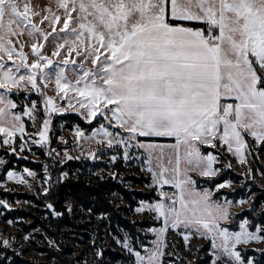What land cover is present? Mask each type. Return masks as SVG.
<instances>
[{"label":"snow or ice","instance_id":"snow-or-ice-1","mask_svg":"<svg viewBox=\"0 0 264 264\" xmlns=\"http://www.w3.org/2000/svg\"><path fill=\"white\" fill-rule=\"evenodd\" d=\"M55 4L56 11L50 6L41 12L31 0H0V146L16 155L26 148L31 151L22 116L36 127L37 102L31 100L22 113L16 112L13 90L17 96L34 91L43 97L46 118L32 133L39 138L31 139V144L50 142L52 113L76 112L88 123L99 117L91 136L75 129L77 146L81 139L108 148L122 146L126 162L130 149H143L151 175L147 187L159 197L141 200L135 208V213L160 224L145 230L154 237L151 246L139 237L134 243L128 234L116 238L131 258L127 264H164V257L173 255L166 252L170 229L183 238L185 247L192 236L210 240V264H253L238 246L264 243V203L258 211L251 197L234 202L221 194L213 199V191L198 187L201 182L195 177L213 181L216 192L230 188L231 179L214 178L232 164L215 167L220 156L213 150L225 148L244 165L251 152L245 137L257 146L264 143V0H55ZM45 21L51 32L64 33L53 40L52 56L59 57L61 49L67 52L56 65L43 51L51 35L41 27ZM73 53L81 63L72 69L75 79L70 80L66 69L77 64L70 59ZM84 61L92 67L85 68ZM52 83L55 96L44 90ZM57 99H66L67 107L58 105ZM17 137L23 141L19 151ZM140 138H174L175 143ZM60 140L67 144L63 137ZM87 154L97 158L95 151ZM64 157L73 159L66 150ZM23 173L36 178L27 167ZM23 173L8 170L7 179L31 187ZM50 180L49 175L43 183ZM165 185L174 191H166ZM43 191L49 195L51 185ZM245 204L251 219L232 212ZM0 205L10 207L2 199ZM46 207L53 216L62 215L53 203ZM67 210L72 212V206ZM14 242L0 237L4 248Z\"/></svg>","mask_w":264,"mask_h":264},{"label":"rangeland","instance_id":"rangeland-1","mask_svg":"<svg viewBox=\"0 0 264 264\" xmlns=\"http://www.w3.org/2000/svg\"><path fill=\"white\" fill-rule=\"evenodd\" d=\"M34 8L37 11L43 12L44 9L52 7L53 11H56L55 0H31ZM39 19V18H37ZM46 31L51 32V28L48 25V22L45 21L41 25ZM60 25H57L59 29ZM63 36L64 33L51 32L49 36V41L45 42V48L43 49L44 53L53 59L54 65L59 64L63 56L67 55L66 49H61V55L59 57L52 56V52L55 50V43H53L54 38L57 36ZM27 37H23L22 40H26ZM25 51L29 53L30 60L31 52L30 48H25ZM7 58H5L6 60ZM70 59L76 60L77 64H69L66 69V75L70 80L75 79V74L72 71L73 68L77 67L81 63V58L77 57L75 53L72 54ZM103 59V57H101ZM9 65L10 61L7 62ZM85 68H91L92 65L87 61H84ZM54 79V77H53ZM41 87L43 85L41 84ZM47 95L55 96L54 83L49 84L46 89H44ZM2 91V90H0ZM27 96L28 100H25L24 97ZM71 97L72 94L70 93ZM11 98H17L18 107L14 111L22 113L24 106H30V101L35 100L37 102V109L35 115L37 116L36 127H33V122L27 116H22V119L25 123L26 128V137L25 139L29 140V147L31 151L27 148L24 152L16 155L12 153L7 146H0V160H3L4 163L0 164V199L5 200L10 207L5 208L3 205H0V237L3 238H14V243L10 248H4L0 244V264H53L54 258L51 257L48 250H51L56 246L51 235L44 229L47 228L51 230V224L48 222L49 213L46 212L47 207H42L37 202L44 195L43 189L49 187V184L43 183V180L50 175L51 171L48 167V161L50 157L56 159L59 163V167L70 162H79V163H103L106 167V174H110L113 179L117 180L119 183L124 185L130 191H139L144 192V195L150 194L151 189L147 185L143 184V187H140L137 184H134L132 181L125 180L126 177L135 175L136 177L149 178V185L151 184V175L146 170V165H144V160L146 159L147 154L143 149H130V159L126 162L123 159V147L114 146L113 148H108L106 146L97 145L95 141H87L81 139L79 146L75 139V129L79 126L75 124L67 123L68 116L76 117L84 127H79L85 133V136H91L93 129L98 128L99 124L97 120H93L91 123L85 121L78 113L67 111L64 113H52L51 114V126L49 132V143L46 145H35L31 144V139H38L39 137H33L32 133L39 131L42 121L45 117L44 114V104L43 97H41L36 92H23L17 96L15 90L11 94ZM57 104L67 107V100L57 99ZM107 126V122H105ZM69 125V126H68ZM113 131H118V129H110ZM60 137H63L67 144H64ZM251 152L247 155V162L244 165H241L237 162L236 158L228 153L225 148H218L213 150L214 153H218L220 156V164L215 165V167H221L225 162H231L232 168H225L216 178L215 182H222L223 180L231 179L233 181L230 188L221 189L219 192L215 191V184L213 181H209L207 178L196 176L195 178L201 183L198 184V187H207L213 191V199L224 194L229 199H232L234 202L240 198L248 199L251 197L250 203H253V198L255 195L262 194L264 192V143L256 145L255 141L250 137H245ZM2 139V137H0ZM99 139V137H97ZM145 140L146 138H140ZM152 139H146V142L151 141ZM175 139L171 138L170 141L164 143H174ZM23 141L19 140L17 137L16 147L19 151V145ZM159 143V142H158ZM163 143V142H160ZM52 149H55V152H51ZM73 157L72 160H68L64 157V151ZM83 150V155L81 151ZM95 151L97 158L92 159L88 156V151ZM207 151L208 149H204ZM111 151V152H109ZM51 152V155H49ZM59 153V155H57ZM116 155L117 160L113 162L111 156ZM76 157H79L77 159ZM139 157V159H136ZM62 161V162H61ZM23 164H20L22 163ZM28 163V164H27ZM53 164V163H52ZM45 165H47V171H45ZM116 165H119V171L116 168ZM27 167L30 170L36 173V178L28 177L26 173H23V169ZM142 167L144 170L142 171ZM137 169V170H135ZM249 169L251 171L249 172ZM12 170L19 173H23L26 179L29 180V183L32 185L29 187L25 184H18L15 181H10L7 179V171ZM63 173H67V176H62V178L69 177L68 170H65ZM75 175V174H74ZM195 175V174H194ZM102 178L103 175H100ZM51 181V180H50ZM243 181V186L241 182ZM52 182V181H51ZM166 191H174L170 186L165 185ZM115 196V194H113ZM154 199H158L157 192L153 190ZM143 200L142 198H135L134 204L127 203L125 204L122 198H119L114 205V209H118L126 205V211L119 210L124 218L130 221L132 224H135L137 228L138 235L144 244L151 246L150 242L154 238L150 232L145 230L148 227L155 226L159 227L160 224L147 216H142L135 213V208L139 206V202ZM146 200V201H152ZM264 203V200H259L258 204H255L257 210L259 211L260 204ZM71 205L69 202L66 204ZM72 206V205H71ZM49 211V210H48ZM68 211V210H67ZM233 214L239 215L241 218L247 216L249 219L252 217L251 210L249 205L245 204L243 208L232 209ZM51 213V212H50ZM69 216L76 217L78 216L77 212H69ZM52 218H56L51 214ZM76 225H79L77 228H66L67 230L63 232V237L65 241L72 244L68 248L72 250L71 255L69 256L73 264H127L131 259L125 250L121 247V244L117 243L116 238H123L125 235L121 233V236H117L109 232L105 234L104 232L99 236L101 239L98 240L99 245L97 248L102 253L104 249H107L109 246L116 248V251L119 252L124 259L118 260L119 262H114L109 260L107 257H104V254L97 256L95 260L92 258V255H89L85 259L80 252L81 247L79 241L83 239L80 236L81 232L85 231L86 226L82 227L84 220L78 216L74 219ZM11 222V223H10ZM94 227V225H92ZM91 226V227H92ZM90 227V228H91ZM232 229V225H229ZM94 229V228H93ZM104 229V228H103ZM238 230V226L233 229ZM96 229H94L95 233ZM121 231V230H120ZM28 237V239H25ZM167 240L169 247L166 249V252L173 253V255H166L164 257V264H210L211 260V242L210 240H205L192 236L189 240L187 247L184 245L183 238L176 234V232L171 229L167 233ZM52 241L53 243H49ZM113 243V245L111 244ZM135 243V240H134ZM92 245V242L90 243ZM172 245H175L173 247ZM101 248V249H100ZM138 250L143 251L142 248L137 245ZM238 250L242 252V255L246 260H252L253 264H264V243H255L252 242L249 245H240ZM94 252V250H92ZM97 253V252H95Z\"/></svg>","mask_w":264,"mask_h":264},{"label":"trees","instance_id":"trees-1","mask_svg":"<svg viewBox=\"0 0 264 264\" xmlns=\"http://www.w3.org/2000/svg\"><path fill=\"white\" fill-rule=\"evenodd\" d=\"M14 100L18 102L17 98H14ZM67 119H70L67 120L68 124L70 122V124L84 127L74 116H68ZM155 141L167 142L168 140L163 141L161 139ZM20 164H23V162ZM48 167L52 175V182L50 181L51 192L47 196L44 194L37 202L42 207H46L47 203L51 202L58 211L62 212L60 217L52 218L50 213L51 210L46 209V212L49 213L48 222L51 224V230L47 228L44 229L51 235L56 244L55 247L48 250L51 257L54 258L53 264H73L69 258L72 250L68 248L73 245L64 240L65 237H63V232L65 231L62 230H67L66 228L68 227L77 228L79 225H76L74 219L78 218V216L84 220L82 227L84 228V226H86L85 231L80 233L83 239L78 242L81 246L79 247L81 255L85 259H87L89 255H92V258L95 260V252L99 251L97 248L99 245L98 240L101 239L99 235L103 232L105 234L111 232L117 236H121L120 234L124 233L131 236L133 241L135 240V235L139 234L137 233L135 224L126 220L124 216L119 213V210L122 209L126 211V205L118 209H114V205L119 198H122L125 204H134L135 198L152 200L154 198L153 189H151V193L147 195H144V192L130 191L117 180L113 179L110 174H106L105 164L99 162L92 164L70 162L59 167L57 160L50 157ZM116 168L118 171L120 170L119 165H116ZM65 170H68L70 176L62 178L61 174ZM100 175H103V177L101 178ZM125 180L132 181L140 187H143V184L149 185L150 183L148 177L138 178L135 175L126 177ZM113 194H115V196ZM262 199L264 200V192L255 195L253 198L254 205L258 204L259 200ZM68 202L72 205L73 212H77L78 216H69L66 207ZM89 209H91V212L88 211ZM92 225H94V227ZM93 228L96 229L95 233ZM93 241L95 243H93ZM91 242L92 245L90 244ZM111 244L113 245V243ZM92 250H94V252H92ZM102 254H104V257L114 262H119L118 260L124 259L113 246L104 249Z\"/></svg>","mask_w":264,"mask_h":264},{"label":"crops","instance_id":"crops-1","mask_svg":"<svg viewBox=\"0 0 264 264\" xmlns=\"http://www.w3.org/2000/svg\"><path fill=\"white\" fill-rule=\"evenodd\" d=\"M146 139H152L151 141H149V142H155V143H158L157 141H155V140H163V141H169V140H171V138H146ZM145 139V140H146ZM160 143V142H159ZM164 143V142H163ZM175 143V142H174Z\"/></svg>","mask_w":264,"mask_h":264}]
</instances>
